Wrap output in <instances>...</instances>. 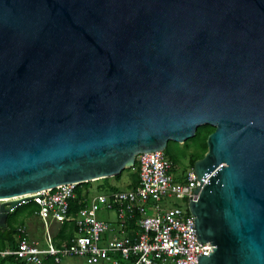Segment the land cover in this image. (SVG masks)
I'll return each mask as SVG.
<instances>
[{
  "label": "water",
  "instance_id": "water-1",
  "mask_svg": "<svg viewBox=\"0 0 264 264\" xmlns=\"http://www.w3.org/2000/svg\"><path fill=\"white\" fill-rule=\"evenodd\" d=\"M202 125L198 262L264 264V0H0L1 229Z\"/></svg>",
  "mask_w": 264,
  "mask_h": 264
},
{
  "label": "built area",
  "instance_id": "built-area-1",
  "mask_svg": "<svg viewBox=\"0 0 264 264\" xmlns=\"http://www.w3.org/2000/svg\"><path fill=\"white\" fill-rule=\"evenodd\" d=\"M136 161L135 188L101 192L93 197L85 191L83 204L74 212L70 203L80 184L13 198L21 200L20 205L37 204V217L45 227L49 222L73 223L75 232L61 247L53 244L47 232L45 246L40 248L29 240L26 228L19 226L16 247L0 250V257L12 256L26 264H60L69 257L83 258L88 264H199V258L211 255L214 247L198 243L195 217L189 210V202L198 198L195 190L200 187L193 169L185 172L179 182L163 151L138 154ZM210 176L202 183L206 184ZM170 197L181 200L184 208H163V198ZM3 201L9 199H1L0 204ZM15 209H10L9 214ZM102 212L114 213L116 222L101 219Z\"/></svg>",
  "mask_w": 264,
  "mask_h": 264
},
{
  "label": "trees",
  "instance_id": "trees-1",
  "mask_svg": "<svg viewBox=\"0 0 264 264\" xmlns=\"http://www.w3.org/2000/svg\"><path fill=\"white\" fill-rule=\"evenodd\" d=\"M215 130L214 127L209 126V125H202L199 126L196 130V133L193 137V139L196 141L195 143H197V148L196 153L194 152V159L191 162L190 165V169L193 168L194 162L202 159L204 154L207 152V138L208 136L213 133ZM189 142V141H188ZM169 143V142H168ZM168 145V144H167ZM182 147L185 150H189V145L187 143V141H185L182 144ZM171 163H172V170L174 172L175 170V166H176V160L174 159H170ZM133 170V171H132ZM125 171H131V182L128 184L126 189H133L137 186L138 183V166L135 162L134 167L131 169H126L123 170L119 175L114 176L112 178H105V179H101V180H97V181H101V184L98 186L99 189L104 190L102 192H110V191H118V189L111 184V180L114 181H118L120 179V176L122 175L123 172ZM183 179L180 177L176 178V181H182ZM96 182V181H94ZM93 182H87V183H82L79 186H77L76 189V194H75V199L70 203L71 204V211L74 212L76 211L79 206L81 204H83V200L86 196V194H84L85 191H87L90 188V185ZM38 211V206L37 204H35L34 202H28L26 204L20 205L18 206L12 213H10L7 217L6 220V228L5 229H1L0 228V250H4V249H13L16 246V229L17 227L14 225V219L18 216V215H22L25 214L27 216H33L36 212ZM73 230L74 227L68 225L67 223L63 224L61 226L60 229V236L63 240V244H58V247H61L66 245L70 238L73 236ZM65 241L67 242L66 244ZM57 246V245H56ZM0 264H26L25 262L18 260L12 256H8V257H4L1 258L0 257Z\"/></svg>",
  "mask_w": 264,
  "mask_h": 264
},
{
  "label": "rangeland",
  "instance_id": "rangeland-1",
  "mask_svg": "<svg viewBox=\"0 0 264 264\" xmlns=\"http://www.w3.org/2000/svg\"><path fill=\"white\" fill-rule=\"evenodd\" d=\"M189 141V142H188ZM196 141L192 138L187 140V143L189 145V150H185L182 147V144L176 143V142H169L166 148L163 150L164 156L171 161L170 159L176 160V166L174 170V175L176 177H180L187 172L190 169V165L192 160L194 159V152L196 153V148H197V143ZM137 164V161H136ZM133 171V170H132ZM131 171H125L122 173L120 176V179L118 181L111 180V184L114 185L117 189L119 190H124L127 188L128 184L131 182ZM101 184V181H96L91 183L90 188L87 190L89 192V195L91 197L98 195L104 190H101L98 188V186ZM164 200H167V202H164ZM161 206L163 208H170L173 206H178L180 208H184L182 205V201L176 199L175 197H170V198H163V203H161ZM103 213V212H102ZM99 214V217H101V214ZM107 214L104 218H101L108 223H115L116 222V217L115 214L112 212L109 213H104ZM16 223H21L24 222L25 226L27 227V230L32 231L34 238L37 239L38 243L41 245H44V235H45V228L42 226V223L34 220V227L33 229H30L29 223L27 222L26 218L22 215H19L15 218ZM7 249V248H6ZM60 264H88L85 259L83 258H77V257H69L62 259L60 261Z\"/></svg>",
  "mask_w": 264,
  "mask_h": 264
},
{
  "label": "crops",
  "instance_id": "crops-1",
  "mask_svg": "<svg viewBox=\"0 0 264 264\" xmlns=\"http://www.w3.org/2000/svg\"><path fill=\"white\" fill-rule=\"evenodd\" d=\"M119 190V189H118ZM124 190H126V189H124ZM19 216V215H18ZM22 216H24L25 218H26V220H27V222L29 223V228L30 229H33V227H34V220H37V221H39V222H41L42 223V226L45 228V234L48 232L49 233V235H50V237H51V239H52V242H53V244L56 246V247H58V244L60 243V244H63V241H61V240H63L62 238H61V236H60V229H61V226L63 225V224H59V223H56V222H49L48 224H47V226L45 227L44 226V224H43V222L37 217V214L35 213L33 216H27V215H25V214H22ZM105 216H107V214H104V213H102L101 214V217L100 218H104ZM65 224V223H64ZM68 225H70V226H73L74 227V225H73V223H67ZM111 224H114V223H111ZM14 225L16 226V227H19V226H23L24 228H26V231L28 232V236H29V240L31 241V242H34L35 244H37L38 245V247H40V248H42V247H44L45 246V242H44V245H41L40 243H38V241H37V239L36 238H34V235H33V233L32 232H34V231H32L31 233H30V231H28L27 230V227L25 226V224H24V222H21V223H16L15 222V219H14ZM74 232H75V227H74V230H73V235H74ZM16 237H17V235H16ZM71 239V238H70ZM44 240H45V235H44ZM17 241V240H16ZM67 242L65 241V243L64 244H66ZM62 246V245H61ZM16 247V246H15Z\"/></svg>",
  "mask_w": 264,
  "mask_h": 264
},
{
  "label": "bare ground",
  "instance_id": "bare-ground-1",
  "mask_svg": "<svg viewBox=\"0 0 264 264\" xmlns=\"http://www.w3.org/2000/svg\"><path fill=\"white\" fill-rule=\"evenodd\" d=\"M4 200H7V199H4Z\"/></svg>",
  "mask_w": 264,
  "mask_h": 264
}]
</instances>
